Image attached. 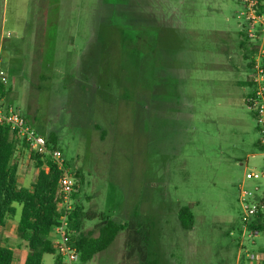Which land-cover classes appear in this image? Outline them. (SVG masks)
Segmentation results:
<instances>
[{"label":"rangeland","instance_id":"rangeland-1","mask_svg":"<svg viewBox=\"0 0 264 264\" xmlns=\"http://www.w3.org/2000/svg\"><path fill=\"white\" fill-rule=\"evenodd\" d=\"M241 1L0 0L8 100L58 135L65 167L83 177L75 201L125 226L85 264H141L127 254L136 223L149 232L150 264L264 261V232L249 230L240 201L264 193V179L246 175L264 170V149L246 101L253 86L242 84L264 53L244 56ZM19 161L29 187L36 160ZM17 208L13 233L0 235L15 249Z\"/></svg>","mask_w":264,"mask_h":264},{"label":"trees","instance_id":"trees-1","mask_svg":"<svg viewBox=\"0 0 264 264\" xmlns=\"http://www.w3.org/2000/svg\"><path fill=\"white\" fill-rule=\"evenodd\" d=\"M260 2L262 3L260 7L264 8V0ZM121 16L128 23L130 22L129 15L123 13ZM127 26L122 31L124 36L129 29ZM254 61L255 59L252 60V65ZM261 64L264 68V55ZM46 135L53 147H59L58 135L54 131ZM19 149H26L25 143L9 126L0 124V225H5L8 219L15 218L18 213L17 205H20L17 223L18 247L24 245L29 250L24 264H43L45 254H57L51 240V233L53 227L59 223L57 188L63 170L50 157L42 158L40 155H33L36 160L35 166L39 169L37 179L31 187L21 185L19 163L16 161V155L21 151ZM45 164L49 166V170L45 169ZM73 174L76 179L73 197L76 200L83 177L80 171ZM95 219H99L100 222L94 228L86 230V222ZM179 220L184 228L192 227L193 216L188 206H183L179 210ZM247 222L249 230L264 232V212H258ZM131 226L133 228L129 230L127 244L130 241L134 243L129 246L127 254L132 256L138 252L142 256L141 264H150L147 260L149 252L146 244L149 232L139 223H136V226L131 224ZM70 227L74 231L72 241L78 247L82 264L89 262L97 253L108 248L120 231L125 229L123 223L106 218L104 214L94 210H86L76 201ZM14 260V250L0 245V264H13ZM54 264H60L58 255ZM261 264H264V261Z\"/></svg>","mask_w":264,"mask_h":264},{"label":"built area","instance_id":"built-area-1","mask_svg":"<svg viewBox=\"0 0 264 264\" xmlns=\"http://www.w3.org/2000/svg\"><path fill=\"white\" fill-rule=\"evenodd\" d=\"M243 10L240 18L245 17L249 23L248 35L254 39L257 37L256 27L261 25L264 33V8L260 7V0H242ZM10 35V33H8ZM264 52H261L262 54ZM259 60V59H258ZM253 92L249 94L247 101L254 110L261 133V145L264 147V68L261 62L256 61L254 73L251 77ZM11 88V78L5 59L0 51V124L9 126L12 131L25 143L30 156L40 155L42 158L50 157L52 161L62 168L63 173L58 181L57 207L59 223L53 227L51 240L60 258V264H79L80 252L72 241L73 230L70 227L71 216L75 207L73 197L76 179L72 171L65 167L63 152L59 147H53L46 134L33 126L23 112L15 107L7 98ZM45 169L49 166L45 164ZM248 178H263L264 170L248 171ZM240 201L243 207V221H248L258 212H264V193L259 200L250 198L248 191H241Z\"/></svg>","mask_w":264,"mask_h":264},{"label":"crops","instance_id":"crops-1","mask_svg":"<svg viewBox=\"0 0 264 264\" xmlns=\"http://www.w3.org/2000/svg\"><path fill=\"white\" fill-rule=\"evenodd\" d=\"M242 2V1H241ZM243 4V3H242ZM242 11H240V13H241ZM240 13L238 14V17L240 16ZM240 18V17H239ZM244 27H246L247 29H248V26H246L245 24H243V29H242V32H241V35H242V37H241V40H242V48L245 50V54H244V56H245V58H249V53H248V51H250L254 56H255V54H256V52H257V55H259L258 54V52H260L259 51V49H258V47L260 48L261 47V51L262 52H264V49H262L263 47H264V33H263V31H262V26L261 25H259V26H257L256 27V29H257V31H258V33H257V37L256 38H254V39H252V38H250L248 35L246 36V34H245V32H244ZM8 33H10V32H8ZM8 33L7 34H2V36H1V39H0V51L2 52V50L4 49V40H5V38L6 37H9L10 35H8ZM11 34V33H10ZM245 34V35H244ZM244 36H246V38L244 37ZM252 44L253 46H255V47H257L256 49H254V50H257V51H254L253 50V47H250V49H249V44ZM261 53V52H260ZM256 58H257V56H256ZM6 62V61H5ZM7 65V64H6ZM252 65V64H251ZM251 65H249V67H251V68H253ZM9 69V68H8ZM9 73H10V69H9ZM250 75V76H249ZM11 76V75H10ZM251 77H252V74H248V80L246 79V80H244L243 82H242V84H245V83H249V84H251L252 85V81H251ZM11 78V77H10ZM13 83H12V81H11V88H10V91L11 90H13ZM248 96H249V94H248ZM248 96H247V98H248ZM247 98H246V101H247ZM247 103H248V101H247ZM249 104V103H248ZM28 154V151L26 150V149H24V150H22V151H19L18 152V154L16 155V161L19 163V182H20V184L21 185H24L25 183H27L26 182V176L24 175V174H22V172H23V165H21L20 164V161H19V157L21 156H26ZM38 170V172H37V175H36V177H35V179L34 180H31L30 181V186L29 187H31V185H32V183L33 182H35L36 181V179H37V176H38V173H39V169H37ZM47 170V169H46ZM29 182V181H28ZM14 221L13 219H8L7 220V222L5 223V225H0V235L1 236H3V237H9V236H11V234L10 233H13L12 232V230H9L8 228H10L9 227V221ZM93 221V220H92ZM99 222H100V220H99ZM98 222V223H99ZM98 223H96V224H98ZM86 224H88V221L86 222ZM86 224H85V226H86ZM96 224H94L93 225V227H91V228H88L87 230H89V229H92V228H94L95 227V225ZM88 225H90V224H88ZM14 227H13V230L17 233V223L15 224V225H13ZM87 227V226H86ZM8 230H9V233H6V232H8ZM95 235H97V233H95ZM115 241V240H114ZM0 245L1 246H8V247H10L11 249H13L14 250V253H15V260H14V262H13V264H24V261H25V259H26V257H27V255H28V253H29V250H28V248H26L24 245L23 246H21V247H18V249H15L12 245H9L8 244V242L7 241H3V243H0ZM18 250V251H17ZM261 250H263L264 251V247H261ZM18 253L19 254H21V258H20V256L18 255ZM98 254V253H97ZM96 254V255H97ZM46 255V254H45ZM44 255V256H45ZM96 255L91 259V260H93L95 257H96ZM90 260V261H91ZM43 263H44V257H43Z\"/></svg>","mask_w":264,"mask_h":264}]
</instances>
